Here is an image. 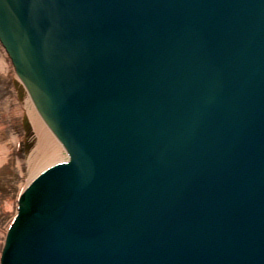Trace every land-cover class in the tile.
Instances as JSON below:
<instances>
[{"label":"water","instance_id":"1","mask_svg":"<svg viewBox=\"0 0 264 264\" xmlns=\"http://www.w3.org/2000/svg\"><path fill=\"white\" fill-rule=\"evenodd\" d=\"M69 158L1 264H264V0H0Z\"/></svg>","mask_w":264,"mask_h":264},{"label":"bare ground","instance_id":"2","mask_svg":"<svg viewBox=\"0 0 264 264\" xmlns=\"http://www.w3.org/2000/svg\"><path fill=\"white\" fill-rule=\"evenodd\" d=\"M11 69V71H10ZM13 75L14 97H8L3 103H0V169L8 163L13 151L9 147L12 144L13 148L19 144L20 138L18 135H11L7 142L1 141V134L6 130V121H14V118L23 119L21 124L24 127L23 140L26 143V157L24 162L17 161V168L20 174L26 176V180L21 187L19 195L15 203L10 200L6 201L3 206L5 213H10L14 210V220L19 215V199L28 185L48 167L69 158V154L65 150L61 140L53 132L45 118L40 113L35 104L30 91L25 83L16 72V67L7 52L6 47L0 40V75L5 77L8 73ZM13 106H12V105ZM14 220L12 224L14 223ZM7 229L3 235V244L1 258L7 243L8 233L12 227ZM1 263V259H0Z\"/></svg>","mask_w":264,"mask_h":264},{"label":"rangeland","instance_id":"3","mask_svg":"<svg viewBox=\"0 0 264 264\" xmlns=\"http://www.w3.org/2000/svg\"><path fill=\"white\" fill-rule=\"evenodd\" d=\"M12 78V72L8 73L5 77L0 75V103H3L8 97H14L12 91L14 90L15 84ZM1 114L2 112L0 111V115ZM22 120L23 119L21 118H14V121H6L7 128L3 134H1V141L3 142H7L11 135H18L20 142L14 148L12 144L9 145L13 153H11L10 160L6 166L0 169V259L4 247L3 235L7 232V229H9L14 220L15 210L14 208L10 213H5L3 211V206L8 200L12 203L16 202L17 196L22 189L21 187L26 180V176L20 174L17 168V161L20 160L21 162H24L26 157V143L23 140V134L25 132L23 130L24 127L21 124Z\"/></svg>","mask_w":264,"mask_h":264}]
</instances>
